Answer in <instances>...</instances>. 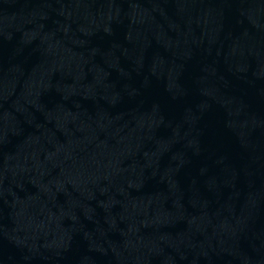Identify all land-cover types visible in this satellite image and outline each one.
<instances>
[{
  "label": "water",
  "instance_id": "1",
  "mask_svg": "<svg viewBox=\"0 0 264 264\" xmlns=\"http://www.w3.org/2000/svg\"><path fill=\"white\" fill-rule=\"evenodd\" d=\"M0 264H264V0H0Z\"/></svg>",
  "mask_w": 264,
  "mask_h": 264
}]
</instances>
